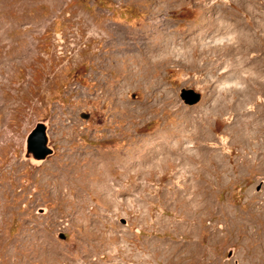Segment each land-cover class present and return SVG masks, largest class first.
I'll use <instances>...</instances> for the list:
<instances>
[{
  "label": "rangeland",
  "instance_id": "obj_1",
  "mask_svg": "<svg viewBox=\"0 0 264 264\" xmlns=\"http://www.w3.org/2000/svg\"><path fill=\"white\" fill-rule=\"evenodd\" d=\"M3 1L8 21H23L6 25L12 30L0 38V188L6 190L0 205L10 207L0 232V264H19L10 259L9 244L16 240L27 250L23 264H254L264 244L249 236L248 227L224 242L209 238L213 223L218 231L225 227L220 214L207 218V231L196 221L185 231L168 227L167 215L177 214L164 212V195L170 181L172 191L189 188L190 164L215 172L220 159L228 168L219 173L229 180L216 187L213 199L232 212L255 210L247 203L253 195L264 206V0ZM154 23L174 26L177 35L156 73L163 85L151 95L150 81L140 77V85H131V54H117L130 65L105 69L110 43L104 31L111 29L119 42L124 32ZM179 50L181 57L174 55ZM182 89L199 93L200 101L185 105ZM40 122L53 150L43 161L26 158L27 136ZM178 124L184 129L162 143L138 147L143 137ZM128 141L137 162L130 172L111 170L120 178L113 199L87 190V217L75 219L67 210L82 206L79 201L68 206L45 192L47 169L67 156L82 148L114 155ZM171 142L176 150L168 169L150 168ZM187 152H200L206 163ZM169 238L197 242L201 257L188 250L170 256Z\"/></svg>",
  "mask_w": 264,
  "mask_h": 264
},
{
  "label": "bare ground",
  "instance_id": "obj_2",
  "mask_svg": "<svg viewBox=\"0 0 264 264\" xmlns=\"http://www.w3.org/2000/svg\"><path fill=\"white\" fill-rule=\"evenodd\" d=\"M4 4H6V2L0 0V38L9 35L8 33H10V30H12L11 28H7L6 25L8 24L17 25L21 21H23L22 19H20L19 21H17L16 24L14 22L8 21L6 15H4L3 13L5 10ZM24 20L27 21L28 18H24ZM98 29L100 30L99 26L96 28L95 31L101 36V39L104 38L106 35V40L110 43L109 45L110 47L106 52L107 53V60L105 59L106 64H103L105 69L107 68V71L108 69L112 71L115 68H117V65L120 62V57L117 54L119 53H123L127 55L131 54V69H130L131 72H128L131 73V85L134 86L140 85L141 82L138 81V78L140 79V77L142 78V82L144 81L148 84V82L150 81L151 82L150 89L152 93L151 95H153V92L157 91V89L162 87L163 77L157 76L156 73L160 65L164 64V61L167 58V55L165 54L169 52V48H168L169 42L170 43L175 42L177 33L176 31H174L175 30L174 26L171 25L167 27L166 24L161 26V24L154 23L152 26L149 25L147 27V30L145 31H138L131 29V31L128 30L127 32L123 33V39H121L119 42H117L116 40L114 42V39L112 38L111 35L112 34L111 29H107V32L104 31L105 35H102V32H100ZM115 29L117 30V28ZM168 34L173 35L174 36L173 39L170 41L163 40V38ZM161 45H166V47H161ZM179 53L180 54H174V53L173 54L181 57L182 52L180 50ZM100 58H102L101 59L102 61L103 55ZM122 59H124L125 61L120 62L121 65L123 66L130 65V60L128 58L122 57ZM190 62L194 64L193 60H190ZM1 63L3 64L5 62L3 61ZM150 98H151L150 95L146 97L145 104L147 107H149V104L151 103V102L149 103ZM147 107L145 108L142 107V109L143 108L146 109ZM187 115L189 116V118H191L189 114H186L185 116ZM181 127L182 126H179V124L178 126L174 125L171 128L164 127V130H161L158 133V135L159 134L161 135L159 136L153 135L148 137L147 139L146 137L140 139L138 147L145 148L144 146L146 142L150 143L151 146H155L160 142L162 143V141L170 138L171 135H173V133H179L181 131ZM182 128L184 129V127ZM171 143L172 144L167 145L168 149L162 152L163 158L162 161L160 162L161 165L160 164L158 165L156 162L152 161L150 162L149 165L150 168L161 167V168H165V170L168 169L167 166L169 167V163L167 164V162L173 159V154H174L173 149H175L173 147V142ZM152 149H156V148H152ZM199 153L200 152H198V154H195L193 152H187L186 156H188L189 159L196 157L202 163H206L207 158L202 157L201 156L202 154ZM146 155H147L146 157L149 156V154ZM74 156L75 157L67 156L66 160L63 161L61 165H59L60 164L59 162L57 163V166L55 168L47 169L49 173H48V178L45 181L46 184L45 192L48 193L49 197L50 196L54 197L55 200H60V199L65 200V203L68 206L73 204V200L79 201V203L83 204L80 207H69L67 209L74 215V217H76L75 219L79 218V216L82 217L88 216L86 215L84 210V205H85L84 203L86 202L84 195L86 194L87 190L92 193H100L102 197L105 198V200L113 199L119 192L117 188L119 185H117V183L120 178L113 176L111 170L112 169L117 170L116 166H119L123 172H130L131 162H137L131 153L130 141H128L127 144H125L122 151L114 155H107V154L99 155L97 153L87 154V149L82 148L81 150H77ZM175 157L176 156H174V159ZM184 158L186 160V157ZM189 163L190 161L187 164L189 165ZM192 164L194 165V163ZM218 167H219L218 170L212 172L209 167H205L204 165L191 166L190 164L189 170L192 175L190 176V178L191 177L193 178H191L190 181H188L187 183L189 188L187 189L185 186L187 190H183L184 186H182L178 188L177 192L172 191L170 185L171 181L168 183V188L166 189L164 195L165 198L164 212L171 211L173 213H176L177 217L180 215L183 218H185L184 220H179L176 219L175 215L173 217L167 215L166 220L168 218V222L170 223L168 227H171L172 224L176 228H178L179 231H185L188 229V226H190V221H196L195 223L198 225V229L207 231L208 228L207 226L205 227L204 225L207 218L213 216L214 214H220L225 227L223 230L218 231L216 230L217 228L213 223L212 228L209 227L211 234V237H209L211 238L210 241L213 242L228 241V239L232 237L234 231L237 232V236L239 237V235L244 234V226H246L250 229L249 236L251 238L257 237L264 244V231H260V229L262 228L264 229V206L263 205L258 206L259 203L253 202V200L256 197L255 195L249 196V199L247 200V203H249L250 206L252 207L256 206L255 210L252 209V211L250 210L249 213H247V211L232 212L231 208L217 202L216 201L217 198L213 199L216 187L219 186L222 182L229 180L228 178L226 179L223 175L219 173V170H226L228 168L227 164L223 160L219 159ZM204 168H208V170ZM204 172L209 177H204V178L200 177L201 174ZM128 177L130 178V176ZM129 188L130 187H128L126 191H129ZM2 190L6 191L4 188H0V192H2ZM9 208H10L9 204H7V202L0 205V232L3 231V229L5 228L4 226H6L5 225L7 218L6 214ZM66 213L67 212H65V214ZM217 221L219 222L221 221V219ZM190 231L191 233H197V228L195 227L191 228ZM9 245L10 247L13 248V252L10 255L11 258L10 256L9 258L15 262L17 261L19 264H23L26 258L25 256L26 253L24 255L25 257L22 254L23 251L26 252L27 250L21 247L18 240L14 241L13 243L11 242ZM200 249L201 247L197 244V242H193L189 240H187L186 242L177 243L176 240H172L169 238V240L166 243V250L168 251V254L172 257H177L178 254H181L183 251L188 250L189 252H191L193 257L197 256L198 258L201 257L199 253ZM254 264H264V251L259 252V255L255 260Z\"/></svg>",
  "mask_w": 264,
  "mask_h": 264
},
{
  "label": "water",
  "instance_id": "obj_3",
  "mask_svg": "<svg viewBox=\"0 0 264 264\" xmlns=\"http://www.w3.org/2000/svg\"><path fill=\"white\" fill-rule=\"evenodd\" d=\"M180 98L185 105L192 106L200 101L201 95L191 89H182ZM90 117V113L82 116V118L86 120ZM51 154H53V150L49 147L48 128L46 124L42 122L37 123L27 136L26 158L43 161ZM60 238L65 239V236L60 234Z\"/></svg>",
  "mask_w": 264,
  "mask_h": 264
}]
</instances>
